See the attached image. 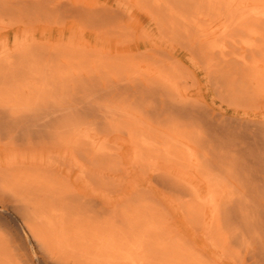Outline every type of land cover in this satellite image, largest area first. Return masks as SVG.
Listing matches in <instances>:
<instances>
[{
	"label": "bare ground",
	"instance_id": "obj_1",
	"mask_svg": "<svg viewBox=\"0 0 264 264\" xmlns=\"http://www.w3.org/2000/svg\"><path fill=\"white\" fill-rule=\"evenodd\" d=\"M203 3L135 2L163 37L200 56L214 86L230 89L229 96H222L227 103L245 107L251 90H263L264 79L255 77V68L233 69L238 58H214L215 49L238 27L249 31L259 22L264 25V3ZM113 11L71 0H0V25L62 26L69 19L114 38L125 24ZM131 41L116 38L118 46ZM46 46L40 50L47 51V58L24 44L0 56V204L21 217L43 249L41 264H194L186 259L184 246L172 244L167 232L142 216L140 201H120L122 135L132 165L143 167L154 159L194 161L209 192L208 242L237 263L264 264V135L250 145L224 149L213 122L197 124L180 105L174 59L147 53V58H135L120 47L86 50L82 43L63 44L61 52ZM238 79L242 84L236 87ZM185 110L192 123L177 120ZM2 207L0 212H6ZM185 207L191 225L202 229L197 209L191 202ZM11 246L0 235V264H20Z\"/></svg>",
	"mask_w": 264,
	"mask_h": 264
},
{
	"label": "rangeland",
	"instance_id": "obj_2",
	"mask_svg": "<svg viewBox=\"0 0 264 264\" xmlns=\"http://www.w3.org/2000/svg\"><path fill=\"white\" fill-rule=\"evenodd\" d=\"M11 1L13 3H30L33 0ZM71 1H80L86 5L90 4L97 8H107L111 11L114 10L116 13L118 12L121 21L125 24L124 28L120 30L118 35L114 34V38H108L100 35L97 30L89 31L88 29H83L75 21L69 19L62 26L45 24H32L28 26L27 24L5 27V23H3L0 25V56L4 52L11 53L19 44L37 47L33 49H35V54L38 56L41 53L40 49L45 48L46 45L48 50L49 48H56V50L61 52L64 49L63 44L68 43L75 46L78 43H82L85 45L86 50L112 51L120 47L123 54L135 58H147L144 57V54L147 53L157 58L174 59L179 66L175 79L178 86V94L176 95L179 97L180 105L186 110H190L194 115V119H196L195 121L213 122L214 127L219 129V133H215L214 135L220 140L219 143H221L224 149L236 148L238 145H250L256 137L260 138V134L264 135V88L256 94H253L251 90L250 95L252 99L246 103L247 106L245 107L229 104L222 96H229L231 94L230 89L215 87L207 69L199 60L200 56L189 51L187 47L168 41L163 37L155 21L147 13L137 8L135 4L137 0ZM209 1L214 5L220 6H224L225 2H228V0H204L206 4ZM259 2L264 3V0H259ZM258 24L250 28L249 31L243 29V27H238L232 31L227 38L228 40L217 46L214 58H238L232 64L233 69L242 73L245 72L244 70L248 72L250 68H255V77L264 79V25L260 24V22ZM130 37L131 42L122 43L121 46H118L116 38L121 41V39H128ZM144 41L148 44L144 43ZM50 45L53 46L50 47ZM44 52V54L41 53V57L47 58V51L44 50ZM208 56L211 55L208 54ZM93 57L94 55L90 58ZM235 82L236 87L242 84L239 79ZM186 110L183 113L180 112V116L177 118L178 121L187 123L193 120L187 115ZM199 121L196 123L199 124ZM212 130L208 129L207 134L213 135ZM255 130H260L261 132L256 133ZM125 139H127V136L122 135L121 140H119L121 147L118 158L120 166L118 165V167L120 168L119 177L122 176L119 178L122 189L120 201L126 202L133 199L140 201L141 205H139L142 207V216L152 218L156 222L157 229H160L159 231L167 232L172 244L177 243L180 247L184 246L183 248L188 252L186 259L189 262H193L194 264H240L227 258L218 249L212 247L206 238L205 232L212 220V212L208 202L209 192L205 180L195 171L194 161L190 162L189 160L184 161L179 159L181 162L177 161L175 163L162 159H154L142 165L143 167L132 165V160L128 159L130 156L129 144L125 143ZM247 149L250 148L248 147ZM0 157V160H3L4 154L1 153ZM157 173H160L162 175L160 177L163 178H156ZM82 185L83 183L79 182V186L81 187ZM194 196L197 198L195 197V199ZM114 199L115 196H111V202H114ZM190 202L192 203V208L198 210V212L197 210L195 211L197 216H202L204 219L202 229L200 230L191 225L186 213L185 206ZM2 208L6 212H0V235L8 241L9 245H12L10 249L13 250L14 257L20 264H41L40 258L43 257V249L32 238L21 217L12 212L9 207L4 206ZM10 214H14L16 219L10 221L12 220ZM3 219H5L6 223L3 222ZM199 226L201 225L199 224Z\"/></svg>",
	"mask_w": 264,
	"mask_h": 264
}]
</instances>
